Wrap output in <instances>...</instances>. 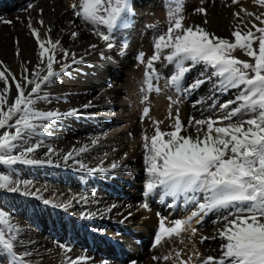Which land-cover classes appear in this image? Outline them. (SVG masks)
Listing matches in <instances>:
<instances>
[{
    "label": "bare ground",
    "instance_id": "1",
    "mask_svg": "<svg viewBox=\"0 0 264 264\" xmlns=\"http://www.w3.org/2000/svg\"><path fill=\"white\" fill-rule=\"evenodd\" d=\"M198 1L201 0H180L184 26H201L207 32L232 42L233 31L252 29L255 32L253 23L257 27L264 26L255 20L256 15L264 12V8L256 3V0H239L235 5L231 0H208L207 6L204 7L206 14L196 12V9L201 8L198 7ZM0 3H3L2 17L7 20V15H10L16 20L10 26L8 24L0 27V70L6 66L19 79L24 75V67L29 69L30 75L39 63V46L27 27L29 18L42 40L61 42L55 53L56 59L60 61L54 63L56 75L42 86L41 98L34 105L35 110L40 112L56 111L61 115L51 121L46 129L38 130L28 138V143L43 141L44 146L38 149L34 158L44 159L47 147H53L56 151V155L52 156L54 163L2 166L8 169L9 175L31 181L29 190L36 193L35 196H23L0 190V210L10 214V225L19 230V238L14 245L18 257L24 260L25 264H69L70 260L76 259H79V264H120V257L124 259L125 264H128L129 260H135L137 264H201V260L208 255L218 258L222 241L218 238L217 230L223 227L222 217L227 215L224 210L209 213L199 224L196 222L197 218H193L195 222L191 220L192 227L185 225L186 231L172 238H162L158 245L153 244L151 240L153 236L155 240L160 219L165 220L166 226H171V221L189 217L195 208L192 204H185L182 198H178L173 206L169 207L171 198H166L167 202L161 203L159 196L149 198L150 211L138 207L143 202V184L146 179L143 137L151 136L157 126L140 127L142 123L150 121L149 115L142 120V112H139L133 116L131 123H128L135 138L134 147L130 149L122 141L113 150L104 146L110 138L109 134L117 125L107 123L103 116L109 112L111 115L117 108L104 105L102 95L112 94L113 98L120 99L132 81L138 80L142 83L145 66L137 59L134 60L133 56H138L140 52L137 50L141 45L149 44V48L153 49L155 38L166 32L169 26L155 25L148 28L144 27L142 22L148 21L151 18L149 14L154 12L166 11L169 17L171 0H129L132 12L127 14L121 26L115 29L112 41L115 46L111 50L107 49L98 37L92 35L88 26L74 14L72 5L76 4L75 0H0ZM246 12L254 15L248 16ZM233 13H239V16H234ZM40 21H43V24ZM140 30L142 39L134 45H129L132 34H137ZM72 31H77L76 39L70 36ZM17 41L21 53L19 56L16 54ZM125 41L128 44L126 53L117 56L114 50H120ZM90 44H97L98 47L90 49ZM60 47L69 51L68 59H62ZM168 52V49L163 50L164 55ZM72 53L75 54V60L82 62L73 63ZM244 54L240 59L248 62V55ZM151 55L145 54V61ZM65 64L68 66L64 67ZM132 64L134 66L131 67ZM155 66L159 75L149 93L160 98L166 90L163 83L175 69L174 65L167 64L163 58L155 62ZM202 71V65L192 68L183 79V87L188 88L195 80L203 79L200 77ZM159 83L157 92L155 86ZM214 83L215 78L187 94H174L172 98L179 100L178 104L166 99L170 109L167 117L169 121L163 120L164 117L157 120L160 122V129L171 131L174 113L178 111L182 124L187 127V131H182L181 134L195 136L196 128L188 126L190 118L200 120L220 116L218 105L234 99L238 92L235 89L218 91L214 88ZM10 84L14 90V84L11 81ZM2 87L3 83L0 82V88ZM102 88H105L103 92ZM8 99L9 102L14 100V92L8 94ZM73 109L76 113L69 115ZM94 139L98 141L96 144H92ZM80 148H87V151L75 155ZM68 152H73V158L89 168H106L107 171L88 172L71 160L65 165L62 156ZM114 163L118 167L112 168ZM71 178L81 180L78 188L72 187ZM47 182H50L49 185ZM43 199L52 201V204L69 206L71 215L62 214L63 209L60 207L44 205ZM86 203L89 205H84ZM128 211H132L133 216L121 222ZM82 213L84 215H81ZM191 228L197 229L195 236ZM0 229L7 234L9 226L2 225ZM72 232L75 234L74 238H79L78 241L72 238ZM202 236L217 238L201 243ZM26 252L29 255L25 256ZM196 253L200 254L199 259ZM153 257L158 259L154 260ZM11 259L10 254L0 251V264H10Z\"/></svg>",
    "mask_w": 264,
    "mask_h": 264
},
{
    "label": "snow or ice",
    "instance_id": "2",
    "mask_svg": "<svg viewBox=\"0 0 264 264\" xmlns=\"http://www.w3.org/2000/svg\"><path fill=\"white\" fill-rule=\"evenodd\" d=\"M238 2L239 0H231L233 5ZM256 3L264 8V0H256ZM72 7L74 14L88 26L91 34L98 37L109 50L115 46L112 42L115 29L132 12L129 0H79V4H73ZM169 7L171 22L166 32L155 38L153 54L146 61L145 53L140 52L137 56L138 62L145 66L141 103L149 99L146 91L153 90V82L159 75L155 62L162 58L167 64L174 65L175 70L170 75L168 84L177 93L187 94L215 78L216 90L235 89L238 95L218 105L221 115L216 118H190L188 126L196 128L195 136L181 134L182 131H187V127L182 124L178 111L174 124L170 126L171 131H162L158 126L160 122H154L157 126L153 134L143 137L146 179L143 184V202L138 207L150 211L149 198L159 196L161 203H166V198H171L169 207L178 198H182L185 204H192L195 208L187 219H175L170 222L171 226H166L165 220L160 219L154 241L156 245L160 244L162 238H172L186 231L184 226L190 228L193 218H197L196 222L199 224L209 213L227 211V215L222 217L223 227L217 230L218 238L222 241L220 255L218 258L208 255L201 260V264H264V26L257 27L253 23L255 32L252 29L233 31L232 42L207 32L201 26H184L180 0H171ZM196 12L206 14V9L201 7ZM233 15L238 17L239 13ZM246 15L254 14L246 12ZM255 20L264 25V12L256 15ZM3 22L11 23L8 20ZM40 23L43 24V21ZM27 27L36 38L40 60L30 75L29 69L24 67V75L19 79L6 66L0 70V82L3 83L0 88V166L52 165V156L56 155L55 149L48 146L44 159L34 158L38 149L44 146L43 141L28 143V138L38 130L46 129L51 121L61 115L56 111L40 112L34 108L36 101L41 98L42 86L56 75L54 63L60 61L56 59L55 53L61 42L42 40L38 30L33 28L31 18ZM70 36L76 39L77 31H72ZM254 42H258L255 50ZM16 43V54L19 56V42ZM97 47V44L89 45L90 49ZM127 47L125 41L121 55ZM237 48L244 50L254 63L233 56L232 53ZM164 49L169 50L168 54H163ZM59 51L62 59L69 58L67 49L60 47ZM71 56L73 63L82 62L75 60L74 53ZM197 65L203 66L200 73L203 79H197L188 88H184L183 79ZM10 81L14 84V90ZM155 91L158 92L159 88H155ZM10 92H14V100L11 102L8 99ZM172 103L178 104L179 100ZM149 111V107L143 108L142 120L148 116ZM75 113L76 110L73 109L68 114ZM44 121L49 123L45 124ZM97 142L94 139L92 144ZM85 151L87 148H80L75 155ZM73 157V152H68L62 156V160L65 165L71 160L88 172L107 171L106 168H89ZM111 167L116 168L118 165L114 163ZM31 184L29 180L0 172V190L35 196L36 193L29 190ZM42 202L46 206L64 207L67 210L65 205L52 204L48 199H43ZM132 216V211H128L121 222ZM2 225H8L9 229L7 234L0 229V251L11 255L10 264H25L14 251L19 230L10 225V214L5 210H0V226ZM191 232L195 236L197 229L191 228ZM216 238L202 236L201 243ZM27 255L29 253L26 252L25 256ZM196 256L200 258L199 253ZM69 264H79V259L70 260ZM128 264H137V261L129 260Z\"/></svg>",
    "mask_w": 264,
    "mask_h": 264
},
{
    "label": "rangeland",
    "instance_id": "3",
    "mask_svg": "<svg viewBox=\"0 0 264 264\" xmlns=\"http://www.w3.org/2000/svg\"><path fill=\"white\" fill-rule=\"evenodd\" d=\"M66 1H68V0H66ZM75 1H76V4L78 5L79 4V0H75ZM209 1H211V0H209ZM213 1L214 0H212V2ZM207 3H208V0H201L199 2L198 7H200V6L201 7H205V6H207ZM2 4L0 3V6H2V7H0V19H2V18L4 19V17H2V13H1L3 11V5ZM150 15H151V18L148 19V21H146V22L143 21L142 22V25H144V27L152 28L155 25L156 26L157 25H162L163 27H166L167 25H169L170 18L168 17V14H167L166 11L165 12L150 13L149 17H150ZM3 19L0 20V27H5L8 24L10 26L16 21L14 19V17L10 16V15H9V17L7 15L6 19L7 20L9 19L8 21H11L12 24L11 23H4L3 21L5 19L4 20ZM141 32H142V30L138 31V33H137L138 35L137 34H134V35L132 34V37H131V39L129 41V45H132V44L134 45L135 43H138V41L142 39V37H141L142 33ZM149 47L151 48V45H149V44H146V45H143V46L141 45V47H139L137 52H143L145 54L151 55L152 52H153V49H150ZM253 48H254V50L258 48V42H254ZM121 50H122V48L120 50H116L115 49L114 53L117 56H120L121 55ZM124 53H126V50L124 51ZM243 53L246 54V52L244 50L237 48L236 50H234L232 55L235 56V57L239 56L238 59H240V57L242 59V56H243L242 54ZM246 58L248 59V62L254 63V60L251 57L247 56ZM133 59L134 60L137 59V55L134 54ZM132 66H134V64H132L131 67ZM156 81H157V79H156ZM182 82L184 83V80ZM163 84H164V86L166 88V90L163 92L165 96L163 95L160 98H156L155 94H150L149 92L146 91V94L149 96V99L145 103H141V99H142L141 88L144 87V85L142 83H139L138 80L132 81V83H131L132 87H131V85H129L127 88H125V91H126V93L124 94L125 96L124 95L121 96L120 99L119 98L118 99L113 98L112 94L102 95V100L104 101V105H106V106L107 105L114 106V107L117 108L116 111L110 110L113 113L110 115L111 112H109L107 115L103 116V118L106 120L107 123H111L112 122L115 126L117 125L118 129H120V127H121L120 130H117V128H116V129H114V131H112L109 134V137L111 139L109 138V140L106 143H104V146L106 148L113 150L114 148H116L120 144L119 142H121V141L124 142L126 145H128V147L130 149L135 146V138L131 134V131H130L131 126L129 124L131 123L130 121L132 120V118H133V116L135 114H137L139 112H143V108L144 107H148L149 106L150 111H149L148 115L150 116V121L142 123L140 125L141 128H143V127L145 128V127H148V126L149 127H153L155 125L154 121L157 122V120L159 121V119L162 120L161 117H164L163 120H165L166 122L169 121V118L167 119V117H169L168 115L170 113V109H169V106L166 104L165 100L168 99L169 101L172 102V101L175 100V99L172 98L174 96V94L181 95L182 93H177L175 91L174 87L171 86L170 84H168V80H165V82ZM159 86H160V83L157 84L155 87L158 88ZM182 86H183V84H182ZM129 87H130L131 90L129 89ZM104 90H105V88H102L101 92H103ZM169 97H171L173 100L172 99L170 100ZM148 103H149V105H148ZM151 109L155 111V112H152L153 114L151 113V111H152ZM151 115H153V116H151ZM174 115H176V114L174 113ZM123 125H124V127H123ZM127 125H129V126L126 127ZM129 152H131V150H129ZM0 172H4V173L8 174V169L0 166ZM71 181H72V187L73 188H78L80 186V181L81 180H79L77 178H74V179L71 178ZM48 183H50V182H47V184ZM87 203H89V202H87ZM87 203L84 204V205H89L90 204V203L89 204H87ZM66 207H67V210H65L64 207H60V209H63L62 210L63 211L62 214L66 215V213L67 214L69 213V215H71V212H70V209H69L70 207L69 206H66ZM187 218L188 217L185 216V217H181L180 219H187ZM192 222H195V220H192ZM192 222H190L191 227L193 226ZM74 237H75V234L72 232V238H74ZM74 239H76L78 241L79 238H74ZM151 240H152L153 244H155L154 243V241H155L154 240V236L151 238ZM119 262H120V264H125V261H124V259L122 257L119 258Z\"/></svg>",
    "mask_w": 264,
    "mask_h": 264
}]
</instances>
